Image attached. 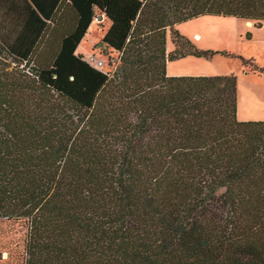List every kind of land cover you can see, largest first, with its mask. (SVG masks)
Segmentation results:
<instances>
[{
  "label": "trees",
  "instance_id": "1",
  "mask_svg": "<svg viewBox=\"0 0 264 264\" xmlns=\"http://www.w3.org/2000/svg\"><path fill=\"white\" fill-rule=\"evenodd\" d=\"M0 219L25 220V264H264V121L238 77L168 76L198 49L177 25L264 23V0H0ZM101 17V18H100ZM116 53L105 72L78 53ZM175 50L167 52V31Z\"/></svg>",
  "mask_w": 264,
  "mask_h": 264
},
{
  "label": "rangeland",
  "instance_id": "2",
  "mask_svg": "<svg viewBox=\"0 0 264 264\" xmlns=\"http://www.w3.org/2000/svg\"><path fill=\"white\" fill-rule=\"evenodd\" d=\"M5 14L4 6L0 5V35L2 36L6 35L14 27L12 20L7 18L8 16ZM205 19L207 20H192L185 23L180 26L178 31L185 37L186 35L194 36L196 39H237L238 35L242 39H251L252 36L264 39V28L257 31L256 28L247 26V22L243 20H240L239 26L236 27V25L225 24L223 20ZM105 32V22L103 20H95L90 26L89 33L79 45V53L85 55L87 59L94 57L96 61H102L103 66H99V69L112 73L116 68L113 58H116L117 54L110 51L105 52L103 48L95 46L103 38ZM196 34L200 35V37H195ZM168 38L172 39L170 30L167 31ZM168 42L170 43V39ZM229 43L231 44L227 45L220 42L217 46L220 48L227 46L230 50H235L233 41ZM176 63L178 61L173 62L171 67L174 68L175 65H178ZM227 63L231 65L230 62ZM261 66L264 67L263 65ZM234 75L238 77L239 81L238 100L241 114L246 112L251 117H260L262 114V103H264V77L252 72L250 67L244 70L240 69ZM27 230V222L25 220L0 219V264H25Z\"/></svg>",
  "mask_w": 264,
  "mask_h": 264
},
{
  "label": "crops",
  "instance_id": "3",
  "mask_svg": "<svg viewBox=\"0 0 264 264\" xmlns=\"http://www.w3.org/2000/svg\"><path fill=\"white\" fill-rule=\"evenodd\" d=\"M205 18H211V20H223L225 24H230L236 27L239 26V22L242 19H237L233 17H217V16H202L193 20H207ZM223 18V19H219ZM226 18V19H224ZM229 18V19H228ZM226 20V21H224ZM192 21V20H191ZM247 26L254 27L253 23L250 21H246ZM190 22V21H188ZM185 22V23H188ZM94 22H92L93 24ZM179 24L176 28L179 30L180 26L183 24ZM91 24V25H92ZM110 23L105 22V31L109 28ZM255 28V27H254ZM264 28L263 26L261 27ZM260 29H256L260 31ZM90 29V28H89ZM89 33V32H88ZM186 37L198 48L201 50H214V51H226L232 53L236 56H242L246 59H253L255 62L264 66V39H258L255 37H251V39H242L238 35L237 39H196L194 36L190 37L186 35ZM195 37H200V35L196 34ZM170 39V43L168 40ZM233 41L235 50H230L227 46L225 48H220L217 45L221 43H225L227 45L231 44L229 42ZM175 50V45L171 38L167 39V52L170 53ZM80 49L78 47V53ZM85 56V55H84ZM246 56V57H245ZM86 57V56H85ZM87 59V57H86ZM224 60V61H222ZM178 61V65H175L172 68L171 64L173 62H168L167 64V74L168 76H222V75H230L236 73L238 70H244L245 67L242 65L240 59L234 57H225L221 54L215 55L211 59L206 58H198L194 56H187L185 58L176 60ZM227 62H230L228 64ZM219 64V66H218ZM260 65V66H261ZM262 67V66H261ZM264 68V67H263ZM239 85V81H238ZM239 92V91H238ZM239 102V100H238ZM260 117H251L248 113L241 114L240 110V102L238 103V119L240 121H264V103H262V112Z\"/></svg>",
  "mask_w": 264,
  "mask_h": 264
},
{
  "label": "built area",
  "instance_id": "4",
  "mask_svg": "<svg viewBox=\"0 0 264 264\" xmlns=\"http://www.w3.org/2000/svg\"><path fill=\"white\" fill-rule=\"evenodd\" d=\"M87 60H88L93 66H95V67H97V68H99V66H100V67L103 66V62H102V61H99V60L96 61L94 57H89Z\"/></svg>",
  "mask_w": 264,
  "mask_h": 264
},
{
  "label": "water",
  "instance_id": "5",
  "mask_svg": "<svg viewBox=\"0 0 264 264\" xmlns=\"http://www.w3.org/2000/svg\"><path fill=\"white\" fill-rule=\"evenodd\" d=\"M101 18V17H100Z\"/></svg>",
  "mask_w": 264,
  "mask_h": 264
}]
</instances>
